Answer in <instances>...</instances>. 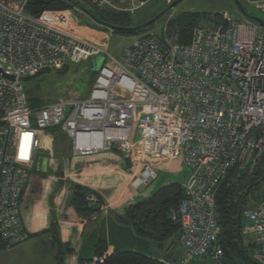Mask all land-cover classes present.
<instances>
[{
    "label": "built area",
    "instance_id": "2783aa9c",
    "mask_svg": "<svg viewBox=\"0 0 264 264\" xmlns=\"http://www.w3.org/2000/svg\"><path fill=\"white\" fill-rule=\"evenodd\" d=\"M29 1L0 0L2 244L11 249L30 238L21 201L44 147L43 132L59 127L76 153L116 150L128 157L136 187L158 178V164L179 160L190 173L182 184L185 198L172 212L183 248L174 264H220L219 188L229 177L236 182L251 175L264 155V25L226 15L220 24L195 28L187 44L176 33L149 31L135 36L121 60L109 52L107 39L82 34L77 14L88 15L84 10L36 16ZM89 1L131 17L147 3ZM245 1L264 13V0ZM98 57L87 99L30 106L25 79ZM240 209L244 246L255 244L251 257L264 264V191Z\"/></svg>",
    "mask_w": 264,
    "mask_h": 264
},
{
    "label": "crops",
    "instance_id": "0c3cea01",
    "mask_svg": "<svg viewBox=\"0 0 264 264\" xmlns=\"http://www.w3.org/2000/svg\"><path fill=\"white\" fill-rule=\"evenodd\" d=\"M84 34L93 37L88 35V30ZM43 133L44 150L42 156L38 153L32 181L20 205L30 238L11 249L1 243L0 264H79L82 245L83 254L91 257L98 238L109 239L114 231L121 230L116 218L128 207L147 200L168 183L186 180H183L186 167L179 160H172L157 165L156 180L145 187H136L131 169L118 151L76 153L71 139L63 132ZM60 142L68 145L59 148ZM72 184L86 186L103 199L105 204L97 220L86 221L69 215ZM53 220L56 228L51 226ZM147 244L154 256L173 253V258L178 259L183 254L179 243L169 247L165 242L161 249L152 242ZM67 245L74 252L68 254ZM113 249L111 246L109 253Z\"/></svg>",
    "mask_w": 264,
    "mask_h": 264
},
{
    "label": "trees",
    "instance_id": "16d2710c",
    "mask_svg": "<svg viewBox=\"0 0 264 264\" xmlns=\"http://www.w3.org/2000/svg\"><path fill=\"white\" fill-rule=\"evenodd\" d=\"M79 8L90 13L91 19L98 24L113 30V34L139 35L149 30L143 27L135 31L123 30L126 27L142 25L135 23L133 17L124 13H112L98 9L89 0H30L28 11L33 15H40L46 10H65ZM201 14L184 12L170 21V31L178 35L182 43H189L193 31L201 25ZM223 22V17L216 15L214 25ZM213 26V25H212ZM65 70V69H64ZM35 78V77H34ZM34 78H27L32 80ZM41 104L39 107H41ZM32 108L36 107L30 104ZM38 108V107H37ZM61 131V130H60ZM65 135V134H64ZM66 137V136H65ZM64 139H67L65 138ZM264 175V155L251 175H242L241 179L233 182L230 177L225 180L217 194V210L220 215L222 227L221 242L225 254L220 264H261L247 253L246 248L241 249L239 238L238 215L242 205L249 197H257L252 192L261 184ZM260 181L256 186L255 184ZM183 183L171 182L161 187L152 197L143 202L128 207L123 215L117 216V224L121 230L113 232L109 239L100 237L94 244L93 254H83V245L79 254V264H174L178 259L166 256H154L148 249L151 242L161 249L165 242L169 247L180 244L181 227L172 219V212L178 208L185 198ZM69 215L86 221L97 220L103 210L104 201L92 189L81 184H72ZM249 191V194L247 192ZM90 195L97 197L90 200ZM239 200V202L237 201ZM52 228L57 227L55 220ZM150 241V242H149ZM2 241L0 240V244ZM113 246V252L109 253ZM68 254L74 250L67 245ZM166 252V250H165ZM214 264L208 259H199L191 264Z\"/></svg>",
    "mask_w": 264,
    "mask_h": 264
},
{
    "label": "rangeland",
    "instance_id": "374dc122",
    "mask_svg": "<svg viewBox=\"0 0 264 264\" xmlns=\"http://www.w3.org/2000/svg\"><path fill=\"white\" fill-rule=\"evenodd\" d=\"M176 1L179 0H147L146 5L133 16V21L135 23H144L167 10L164 15L149 26L147 32L171 35L173 31L169 30L170 21L184 12L201 14V25L204 27L214 25L216 15L222 17L231 15L240 21L251 20V17L264 20V13L245 0L238 1L243 5L246 13L239 8L237 0H180L175 6L170 8ZM77 15L85 26L82 29V34H84V30H88V35H92L98 40L107 39L109 52L122 60L125 56V50L131 46L135 35L113 34V30L111 31L109 28L98 24L88 15L81 12H78ZM97 72L93 59H91L79 64H69L68 68L60 72H43L35 78L31 77L34 78L32 80L24 81L23 87L28 95L29 104L36 106L34 108L39 107L41 104L53 103L59 100H84L90 96L97 78ZM46 131L62 133L59 127L50 128L44 132ZM67 145L66 142H60L58 146L63 149ZM42 150L44 149L40 150V156H42ZM185 173L183 180L187 179L190 173L187 167L185 168ZM263 191L264 181L261 182L260 186L252 194L259 196ZM256 249L257 247H246L247 253L250 256L254 254Z\"/></svg>",
    "mask_w": 264,
    "mask_h": 264
},
{
    "label": "water",
    "instance_id": "95a60500",
    "mask_svg": "<svg viewBox=\"0 0 264 264\" xmlns=\"http://www.w3.org/2000/svg\"><path fill=\"white\" fill-rule=\"evenodd\" d=\"M179 1H180V0H179ZM179 1L174 2V3L170 6V8L173 7V6H175ZM237 2H238V5H239V8H240L244 13H246V10H245V8L243 7V5H242L238 0H237ZM84 11H85V12L91 17V15H90V13H89L88 11H86V10H84ZM166 11H167V10H164L161 14L157 15L156 17L150 19V20L147 21V22H144L142 25L126 27V28H124L123 30H127V31H135V30H138V29L143 28V27H148V26L152 25L153 23H155V22H156V21H157L162 15H164V14L166 13ZM251 18H252V20L258 22L259 24L264 25V20L256 19V18H253V17H251ZM93 62H94V64H95V69L98 70V69L100 68V66H101L102 58H100V57H98V58H94V59H93ZM125 163H126L127 168H128V169H131V162H130V159H129L128 157H125ZM261 181H264V175H263ZM259 183H260V181H258L255 185L257 186ZM238 223H239V238H240V242H241L240 246H241V249L243 250V249L245 248V246H244L243 239H242V235H241V226H242L241 209H240V212H239V215H238ZM253 237H254V234L251 235V238H253ZM249 246H250V247H254L255 244H253V243H249Z\"/></svg>",
    "mask_w": 264,
    "mask_h": 264
}]
</instances>
